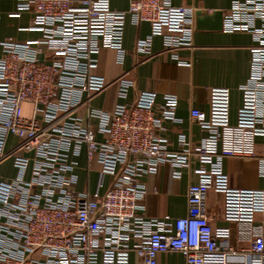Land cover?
<instances>
[{
    "label": "built area",
    "instance_id": "1",
    "mask_svg": "<svg viewBox=\"0 0 264 264\" xmlns=\"http://www.w3.org/2000/svg\"><path fill=\"white\" fill-rule=\"evenodd\" d=\"M197 10L174 0H129L125 11L110 0H17L13 16L30 12L29 30L41 37L0 41V264H130L132 255L158 264L169 252L186 264H264V189L235 187L224 169L239 159L264 178V0H231L224 14V30L254 37L252 72L236 110L226 88L212 89L209 113L191 110L206 133L197 143L180 134L178 150L168 148L165 123L179 122L175 96L159 102L142 91L129 100L128 74L111 82L93 72L103 49L123 63L129 22L151 25L137 53L152 58L158 36L184 64L178 51L194 47ZM112 83L113 110L95 108ZM83 153L100 166L94 193L78 190ZM192 159L199 182L188 187L186 216L147 218L144 179L168 165L180 180ZM210 191L223 196L235 243L230 227L212 225Z\"/></svg>",
    "mask_w": 264,
    "mask_h": 264
},
{
    "label": "crops",
    "instance_id": "2",
    "mask_svg": "<svg viewBox=\"0 0 264 264\" xmlns=\"http://www.w3.org/2000/svg\"><path fill=\"white\" fill-rule=\"evenodd\" d=\"M110 3L113 9L119 11H125L129 7V0H110ZM174 4L198 9L194 17V47L178 51L184 64H179L171 58L164 50L163 39L158 36L152 39V58L146 59L137 53L136 42L151 35V25L142 23L135 26L129 22L124 39L127 54L123 63L117 61L114 50L103 49L99 56V66L93 71L111 82L128 74L134 82L129 100H133L142 91L156 92L159 102H162L166 95L178 99L176 116L179 122L165 123L166 131L163 133L168 139L170 151L178 150L180 134L195 143L206 136L201 127L190 120V112L192 109H198L209 113L212 89H230L232 109H237L241 100L239 89L248 83L251 76L252 48L255 45L251 33L224 30V14L230 8L231 0H174ZM16 9L17 0H0V41L23 43L39 39L41 33L29 30L33 24V15L30 12H22L19 16H13ZM117 102L116 85L112 83L95 98L93 106L111 111ZM257 144L258 154L264 155V139L259 138ZM79 163L78 190L94 193L100 166L96 162L90 163L85 153L80 157ZM197 166L198 161L192 159L191 164L183 169L180 180L172 177L168 165L161 166L157 174L144 179L148 187L145 211L147 218L170 216L176 220L186 216L188 187L199 182L195 173ZM249 166L239 159L230 158L224 162V169L233 186L264 189V178L255 174V165ZM207 205L212 225L230 227L233 231L232 241L235 243V225L223 220V196L210 191ZM257 219L262 221L264 216L258 215ZM130 264L141 263L132 255ZM158 264H186V260L179 253L169 252L160 255Z\"/></svg>",
    "mask_w": 264,
    "mask_h": 264
},
{
    "label": "rangeland",
    "instance_id": "3",
    "mask_svg": "<svg viewBox=\"0 0 264 264\" xmlns=\"http://www.w3.org/2000/svg\"><path fill=\"white\" fill-rule=\"evenodd\" d=\"M25 116H30V107L29 106L25 107Z\"/></svg>",
    "mask_w": 264,
    "mask_h": 264
}]
</instances>
